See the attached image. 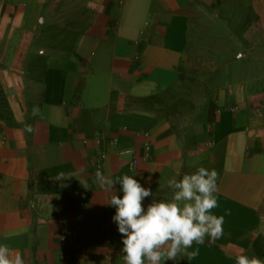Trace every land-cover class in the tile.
Returning <instances> with one entry per match:
<instances>
[{
    "label": "crops",
    "instance_id": "0c3cea01",
    "mask_svg": "<svg viewBox=\"0 0 264 264\" xmlns=\"http://www.w3.org/2000/svg\"><path fill=\"white\" fill-rule=\"evenodd\" d=\"M199 167L218 173L223 234L180 264L264 261V0H0V244L13 258L124 264L110 206L122 186L97 173L135 176L159 201Z\"/></svg>",
    "mask_w": 264,
    "mask_h": 264
},
{
    "label": "clouds",
    "instance_id": "9594fccd",
    "mask_svg": "<svg viewBox=\"0 0 264 264\" xmlns=\"http://www.w3.org/2000/svg\"><path fill=\"white\" fill-rule=\"evenodd\" d=\"M38 114L39 109L34 108L33 115ZM27 131L32 132V127ZM218 178L216 170L199 167L179 181L170 179L171 197L157 201L151 188L144 187L135 176L107 179L98 172L97 181L105 190L122 186V198L113 196L110 206L116 209L113 222L118 224L123 238L124 264H167L168 261L180 264L184 258L196 259L206 238L216 239L223 234V217L213 212L219 207ZM148 197L153 198V203L145 208L143 201ZM235 261L264 264L246 255L237 256ZM0 264L23 262L18 256L13 258L11 250L0 244Z\"/></svg>",
    "mask_w": 264,
    "mask_h": 264
},
{
    "label": "built area",
    "instance_id": "2783aa9c",
    "mask_svg": "<svg viewBox=\"0 0 264 264\" xmlns=\"http://www.w3.org/2000/svg\"><path fill=\"white\" fill-rule=\"evenodd\" d=\"M132 164H133V165H136V164H137V160L134 159V160L132 161Z\"/></svg>",
    "mask_w": 264,
    "mask_h": 264
},
{
    "label": "rangeland",
    "instance_id": "374dc122",
    "mask_svg": "<svg viewBox=\"0 0 264 264\" xmlns=\"http://www.w3.org/2000/svg\"><path fill=\"white\" fill-rule=\"evenodd\" d=\"M76 2V5L79 4L80 1H75ZM81 3V2H80Z\"/></svg>",
    "mask_w": 264,
    "mask_h": 264
}]
</instances>
